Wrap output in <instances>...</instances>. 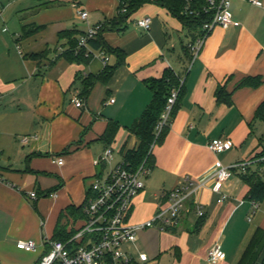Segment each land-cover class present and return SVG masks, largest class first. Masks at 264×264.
<instances>
[{"label": "crops", "instance_id": "obj_1", "mask_svg": "<svg viewBox=\"0 0 264 264\" xmlns=\"http://www.w3.org/2000/svg\"><path fill=\"white\" fill-rule=\"evenodd\" d=\"M261 1L231 0V11L241 24L216 26L192 62L179 57L189 42L187 31L156 2L142 5L117 30L106 25L118 16L119 0H0V264H35L45 252L44 241L55 238L58 226L69 232L77 224L79 218L68 208L87 202L89 188L102 171L94 160L108 146L118 149L113 162L137 147L139 139L129 127L153 97L146 79L161 77L168 68L185 77L184 94L169 129L154 143L153 166L132 205L130 223L152 218L166 203L165 192L188 180L210 178L217 158L232 165L261 154L264 122L253 121L264 100ZM80 9L88 12L86 19ZM144 17L152 18L149 29L136 23ZM99 23L105 26L104 40L123 50L124 61L108 82L96 81L86 93L84 80L107 65L102 54L109 56V65L118 58L87 46L89 60L70 61L63 55L68 38L61 33L75 30L79 38ZM29 25L44 27L25 36ZM250 76H261L262 83L238 86ZM222 85L231 104L217 100ZM75 97L83 99L82 107L75 105ZM110 120L120 127L106 145L101 136ZM213 138L230 139L233 146L215 154L208 147ZM58 157L63 164L54 161ZM250 167L264 181V166ZM241 172L235 169L224 183L228 197L223 202L217 201L213 180L208 179L187 201L177 225L165 231L141 230L146 236L138 235L130 247L146 252L148 260L136 264H238L255 231L264 230V200L254 210L250 184ZM152 229L155 232H149ZM21 239L35 240L37 250L18 248ZM217 242L226 256L211 263L208 250ZM263 256L253 264H264Z\"/></svg>", "mask_w": 264, "mask_h": 264}, {"label": "built area", "instance_id": "obj_2", "mask_svg": "<svg viewBox=\"0 0 264 264\" xmlns=\"http://www.w3.org/2000/svg\"><path fill=\"white\" fill-rule=\"evenodd\" d=\"M249 2L262 5L261 0H248ZM209 6L206 11L213 10L210 21L204 23L203 34L193 43H189L193 58L192 62L200 54L210 32L220 25L224 28L239 26L241 23L235 19L231 11V0H208ZM1 14V10H0ZM82 19L88 17L86 10H79ZM151 17L137 20V24L149 29ZM102 24L91 26L79 37L78 48L87 47L88 40L94 38L101 30ZM106 64L109 56L102 54ZM179 88H173L165 111L158 121L155 132L158 136L162 129L170 124L171 110L179 96ZM74 103L78 107L84 105L82 98L75 97ZM34 138H37L35 135ZM24 142L28 137H23ZM154 143L151 146V153ZM233 143L227 138H213L208 142L210 150L219 154L232 148ZM115 152L112 147L105 148L100 157L94 160L95 165L102 166L89 188L85 216L78 219L77 224L69 229L71 235L63 239H49L44 241L45 252L35 264H136L148 260L146 252H135L130 247L138 239V232L150 227H157L165 231L168 227L180 222L182 211L187 201L192 197L196 188L206 186L208 179L213 180L211 190L219 195L217 201L223 202L228 195L223 192L224 183L233 175L235 169L245 171L246 168L256 162L264 163V154L247 161L225 165L217 158L213 165L210 178L200 181L188 180L184 186H177L162 197L166 199L164 207H160L152 218L141 223L128 221L134 199L146 186V179L151 171L147 157L137 167L122 159L113 162ZM59 164L64 163L63 157L55 158ZM108 167H110L108 169ZM31 197H37L36 192H31ZM254 210L258 208V202L252 200ZM199 215H204L202 208H198ZM17 247L26 251H36L37 243L33 239L19 240ZM225 252L221 243H215L208 250V260L218 263L225 259Z\"/></svg>", "mask_w": 264, "mask_h": 264}, {"label": "trees", "instance_id": "obj_3", "mask_svg": "<svg viewBox=\"0 0 264 264\" xmlns=\"http://www.w3.org/2000/svg\"><path fill=\"white\" fill-rule=\"evenodd\" d=\"M218 1V0H217ZM148 2H156L159 5L166 7L169 12L177 17L183 25V28L187 31V37L189 42L183 46V52L179 56L181 60H192L193 55L189 47V43H193L200 35L203 34L204 23L210 21L213 15V10L206 11L209 6L208 0H119L118 16L110 20L106 25L107 28H116L122 30V25L128 22L130 17L139 10V8ZM114 26V27H112ZM44 25H29L24 28V35L29 36L33 33L40 31ZM105 26L102 25L98 34L88 40V46L94 50H107L116 54L118 62L115 65L105 66L104 71L97 75H90L84 80V90L86 93L90 91L96 81L108 82L114 74L116 68L123 63L124 54L123 50L119 47L110 46L106 40L102 37V30ZM211 33V32H210ZM77 31L66 30L61 33L62 37L68 38L69 48L63 55L70 61L74 60H89L87 47L78 48L79 38H77ZM187 73V72H186ZM184 81L185 77L177 73L174 69L168 68L165 70L161 77H152L146 79V84L153 91V97L145 108L141 116L135 119L132 125L129 127L131 133L135 134L139 143L136 148L130 149L125 154V160L129 161L131 165L137 167L147 157L150 168L153 166V148L149 153L153 143L160 141L164 134L169 129L173 117L176 115L179 109V103L184 94ZM262 83L261 76H250L239 82L238 86H251L258 87ZM173 88H179V96L171 110L170 124L165 126L160 134L157 136L155 132L156 125L160 120L163 112L166 109L168 97L171 94ZM218 102L232 103L231 95L226 91L222 85L218 87L216 91ZM264 122V100L259 104L256 109L254 119ZM120 125L115 120H110L101 136L102 141L106 145H110L117 134ZM264 154V150L260 155ZM257 166H264L263 162H256ZM241 176L250 184V190L248 192V198L252 201L260 203L264 200V181L260 178L256 171L252 170L250 165L245 171L241 172ZM86 203L81 206H70L68 212L74 219L82 218L85 216ZM71 235L67 231L65 226H58L54 239L65 240ZM264 252V230L257 229L251 238L246 250L244 251L238 264H253L257 261ZM264 262V256L262 258Z\"/></svg>", "mask_w": 264, "mask_h": 264}, {"label": "rangeland", "instance_id": "obj_4", "mask_svg": "<svg viewBox=\"0 0 264 264\" xmlns=\"http://www.w3.org/2000/svg\"><path fill=\"white\" fill-rule=\"evenodd\" d=\"M112 147H113V150H118L117 147H116L115 145H113ZM117 157H118V156H117ZM133 203H134V205L136 204V198L134 199ZM159 206H160V207H164L165 205L162 204V205H159ZM160 207H159V208H160ZM159 208H158V209H159ZM139 223H141V222H139ZM154 228H157V227H154ZM149 232H155V230L152 229V230H149ZM138 235H145V233H144V231H139V232H138ZM145 236H146V235H145ZM143 239H144V238H143Z\"/></svg>", "mask_w": 264, "mask_h": 264}]
</instances>
